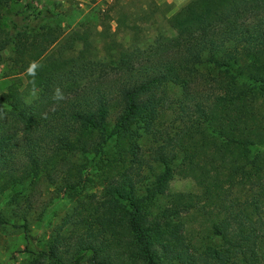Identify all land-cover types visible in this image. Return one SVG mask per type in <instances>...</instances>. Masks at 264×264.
Returning <instances> with one entry per match:
<instances>
[{
    "label": "trees",
    "instance_id": "trees-1",
    "mask_svg": "<svg viewBox=\"0 0 264 264\" xmlns=\"http://www.w3.org/2000/svg\"><path fill=\"white\" fill-rule=\"evenodd\" d=\"M10 2L0 226L21 230V264H264V0H188L166 17L172 35L101 58L85 24L50 25L41 0L8 16ZM175 175L197 190L170 191Z\"/></svg>",
    "mask_w": 264,
    "mask_h": 264
},
{
    "label": "rangeland",
    "instance_id": "rangeland-1",
    "mask_svg": "<svg viewBox=\"0 0 264 264\" xmlns=\"http://www.w3.org/2000/svg\"><path fill=\"white\" fill-rule=\"evenodd\" d=\"M56 14L49 21L63 31L77 28L85 24L92 33L98 57H109L121 46H146L158 34L172 35L173 30L167 25L166 17L174 12L171 3L158 4L155 0H41ZM24 0H11L5 15L19 18L22 15ZM4 61L0 65V94L5 92L13 79L16 69L12 64L13 49L8 47L3 52ZM21 84L25 83L24 75H19ZM1 103V102H0ZM231 120L240 123L238 116L232 114ZM170 191H196L197 188L189 176L175 175L170 182ZM42 200L47 201L49 192L44 189ZM7 194H0V208H5ZM73 202H58L50 216V226L71 210ZM187 229L195 232L196 238L205 241L207 226L203 219L190 212L186 213ZM49 229V225H47ZM23 234L12 226H0V264H21L24 255Z\"/></svg>",
    "mask_w": 264,
    "mask_h": 264
},
{
    "label": "clouds",
    "instance_id": "clouds-1",
    "mask_svg": "<svg viewBox=\"0 0 264 264\" xmlns=\"http://www.w3.org/2000/svg\"><path fill=\"white\" fill-rule=\"evenodd\" d=\"M38 65L34 62L32 63L29 68L27 69L28 73L31 75H35V70ZM66 98L65 93L62 91L61 88L57 87L53 93V99L57 102L62 101Z\"/></svg>",
    "mask_w": 264,
    "mask_h": 264
},
{
    "label": "crops",
    "instance_id": "crops-1",
    "mask_svg": "<svg viewBox=\"0 0 264 264\" xmlns=\"http://www.w3.org/2000/svg\"><path fill=\"white\" fill-rule=\"evenodd\" d=\"M158 4L160 3H171L174 6V11L177 10L179 7H181L184 3H186L188 0H155Z\"/></svg>",
    "mask_w": 264,
    "mask_h": 264
}]
</instances>
